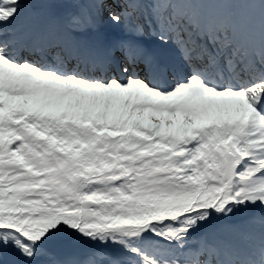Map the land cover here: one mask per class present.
<instances>
[{
    "label": "snow or ice",
    "instance_id": "obj_1",
    "mask_svg": "<svg viewBox=\"0 0 264 264\" xmlns=\"http://www.w3.org/2000/svg\"><path fill=\"white\" fill-rule=\"evenodd\" d=\"M0 264H264V0H0Z\"/></svg>",
    "mask_w": 264,
    "mask_h": 264
}]
</instances>
